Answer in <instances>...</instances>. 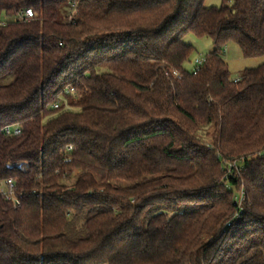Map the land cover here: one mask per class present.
<instances>
[{
	"label": "trees",
	"instance_id": "trees-1",
	"mask_svg": "<svg viewBox=\"0 0 264 264\" xmlns=\"http://www.w3.org/2000/svg\"><path fill=\"white\" fill-rule=\"evenodd\" d=\"M204 1L0 0V264H264V0Z\"/></svg>",
	"mask_w": 264,
	"mask_h": 264
},
{
	"label": "rangeland",
	"instance_id": "rangeland-1",
	"mask_svg": "<svg viewBox=\"0 0 264 264\" xmlns=\"http://www.w3.org/2000/svg\"><path fill=\"white\" fill-rule=\"evenodd\" d=\"M221 5V0H205L203 7H219ZM182 43L186 46L193 48V55L190 57L189 62L185 65L188 71L193 68V63L196 60H202L213 50L212 42L206 38H197L191 34L186 35L182 39ZM223 59L228 66V70L231 75V80L234 81L238 79L241 72L245 70L255 69L264 64V56L257 58H243L239 49L233 45L229 44L225 48L223 53ZM4 189V184H0V190Z\"/></svg>",
	"mask_w": 264,
	"mask_h": 264
},
{
	"label": "built area",
	"instance_id": "built-area-1",
	"mask_svg": "<svg viewBox=\"0 0 264 264\" xmlns=\"http://www.w3.org/2000/svg\"><path fill=\"white\" fill-rule=\"evenodd\" d=\"M33 16L34 14L31 10H26L20 13L18 16H16L13 20L14 22H26L30 20ZM3 24L4 22H0V25ZM203 62H204L203 59L200 61L199 60L194 61L192 68L193 75H195L198 72ZM173 75L177 76L176 73H173ZM65 94L72 97L75 96V92L72 89H66ZM52 108L55 110L58 109L59 104L58 103L53 104ZM3 133L7 137H15L20 134V130L18 126H6L3 128ZM227 169L228 171L234 169V164H227ZM0 196H2L5 199V201L9 202L13 208H18L20 206L18 199L16 198L15 195V186L11 180L5 182L4 189L0 190ZM243 197L244 195L242 194V192H240L238 196L235 198V202L238 207H240L243 201Z\"/></svg>",
	"mask_w": 264,
	"mask_h": 264
}]
</instances>
